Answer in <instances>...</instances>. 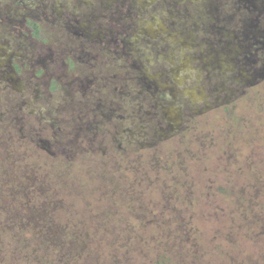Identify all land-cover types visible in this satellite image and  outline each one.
<instances>
[{"label": "flooded vegetation", "instance_id": "obj_1", "mask_svg": "<svg viewBox=\"0 0 264 264\" xmlns=\"http://www.w3.org/2000/svg\"><path fill=\"white\" fill-rule=\"evenodd\" d=\"M262 77L264 0H0V118L44 153L126 161Z\"/></svg>", "mask_w": 264, "mask_h": 264}, {"label": "rangeland", "instance_id": "obj_2", "mask_svg": "<svg viewBox=\"0 0 264 264\" xmlns=\"http://www.w3.org/2000/svg\"><path fill=\"white\" fill-rule=\"evenodd\" d=\"M227 103L126 161L0 118V264H264V77Z\"/></svg>", "mask_w": 264, "mask_h": 264}]
</instances>
